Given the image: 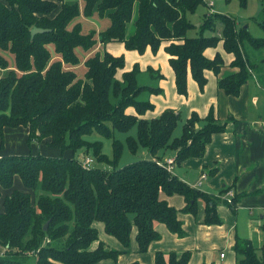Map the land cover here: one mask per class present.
Returning a JSON list of instances; mask_svg holds the SVG:
<instances>
[{
	"label": "trees",
	"instance_id": "trees-1",
	"mask_svg": "<svg viewBox=\"0 0 264 264\" xmlns=\"http://www.w3.org/2000/svg\"><path fill=\"white\" fill-rule=\"evenodd\" d=\"M83 1L85 15L95 7L100 16L105 14L109 19V24L97 32L103 44L121 41L127 49L142 52L149 47L155 52L166 41L164 48L180 94L187 93L188 71L200 88L206 82V69L219 71L222 57L216 54L210 59L203 53L206 47L216 46L219 39L225 51L234 56L231 64L238 68L218 80L219 88L231 95H237L250 76L243 42L255 49L264 47V37H253L247 27H236L232 16L219 12L203 14L197 27L201 33L203 29H214L219 21L220 36H187L193 24L186 13L194 12L203 0ZM240 3L244 5L245 0ZM78 13L74 0H0V72L9 66L5 51L13 55L14 67L21 72L17 75L8 70L0 74V148L4 127L22 125L28 129V143L45 140L60 151L58 156L30 152L0 156V264H97L101 259L116 260L122 250L106 248L102 242L95 249L89 248L98 239L94 221L102 222L104 231L124 247L129 245L135 226L139 252H145L150 242L160 238L153 226L155 221L182 236L177 210L159 197L161 191L182 195L185 205L181 210L191 214L203 200V222H221L216 204L227 202V188L211 195L189 186L167 170L159 152L174 149L177 164L201 156L211 135L223 130L224 125L217 123L212 109L204 117L192 111L181 133L171 137L179 113L168 108L157 117H144L153 105L137 99L146 88L137 83V64L123 71L120 78L116 76L124 66L123 55L104 51L87 56L83 61L84 79H76L75 72L63 64H78L81 57L76 49L90 48L95 32H82L79 22L71 25ZM259 17L258 24L264 30V6ZM128 24L132 30L127 34ZM33 26L47 30L31 37ZM48 45H52L58 59L50 60ZM111 93L118 99L116 103L111 102ZM131 106L134 113H127L126 108ZM133 125L136 135L127 138V146L133 152L138 145L146 148L150 154L147 158L116 168L121 143L115 139L109 169H85L74 154L63 155L65 150L75 153L92 146L96 159L110 161L100 152L101 141H90L86 136L95 131L112 137L113 130H127ZM15 175L24 189L2 195L1 189L11 188ZM235 200L233 196L229 204ZM45 222L47 228L43 229ZM232 249L238 264H264V225L260 247L250 239L235 237ZM189 257L190 251H156L154 264H187ZM130 264L141 263L134 260Z\"/></svg>",
	"mask_w": 264,
	"mask_h": 264
},
{
	"label": "crops",
	"instance_id": "crops-1",
	"mask_svg": "<svg viewBox=\"0 0 264 264\" xmlns=\"http://www.w3.org/2000/svg\"><path fill=\"white\" fill-rule=\"evenodd\" d=\"M238 1L240 3V0ZM249 5L254 8L253 12L248 9ZM241 6L243 11L240 14L243 16L239 17L253 18L258 24L259 11L264 6V0H245V4ZM209 12L221 13L225 10L217 7L208 10L207 13ZM223 14L232 16L230 13ZM233 18L236 27H247L237 24L236 18ZM261 37L264 35L257 38ZM166 43V41L161 42L155 52L149 47L142 52L127 49L121 41L107 42L102 46L103 50L115 56H124V66L118 69L121 70L118 75L116 73L118 78L123 71L130 70L134 64L139 67L138 74L141 75V84L138 83V79L137 83L146 86L139 94L148 92L146 100L140 101H148L153 105L151 110L145 112V118L157 117L163 110L170 108L178 112L180 118L183 115L181 119L184 122L192 111L204 117L212 109L217 123L223 124L224 129L211 135L201 156L188 157L179 164L174 163L172 173L189 186L211 195H216L222 189L227 188L224 196L227 191H232L230 197L235 196L236 200L233 205L228 202H217L216 212L222 218V222L205 224L203 222L205 206L203 200H199L196 213L191 214L181 210L185 205L182 195L166 194L161 191L159 197L177 210V217L181 220L184 235L178 236L171 232L163 222L155 221L153 226L160 233V238L150 242L145 252H139L135 240L136 228L133 226L130 238L135 241V245L125 264H130L134 260L141 264H154V254H151V260L145 255L154 248H161L164 251L175 250L177 253L191 249L187 264L209 262L238 264V258L232 249L235 237L250 239L257 247H260L262 242V226L264 225V47L255 49L248 43L245 45V54L252 62L249 70L250 76L241 84L238 94L231 95L219 88L218 80L235 73L238 68L231 64L234 56L225 51L223 40L219 39L216 46L206 47L203 52L210 59L216 54L222 57L223 64L219 71L215 73L212 69H206L204 71L206 82L202 88L188 71L187 93L184 95L176 91L174 72L169 64V55L164 48ZM126 112L134 113V108L127 107ZM27 132V127L22 125L4 127L0 156L26 154L15 152L14 146L20 139H23L28 147L34 146L33 154L40 153L38 141L27 142ZM42 142L46 144L45 140ZM30 148L27 153H32ZM159 153H161V160H164L167 157H174L176 152L166 150ZM13 189H24L17 175L14 176L11 188L2 189L5 191L3 195L9 194ZM92 225L98 233L102 231L107 234L102 222L98 224L94 221ZM120 245L123 250L117 259H107L114 263L121 259L122 254L126 252V247L121 243ZM221 252H224L223 256H220ZM102 260L105 259H101L97 264ZM103 264L109 263L103 262Z\"/></svg>",
	"mask_w": 264,
	"mask_h": 264
},
{
	"label": "rangeland",
	"instance_id": "rangeland-1",
	"mask_svg": "<svg viewBox=\"0 0 264 264\" xmlns=\"http://www.w3.org/2000/svg\"><path fill=\"white\" fill-rule=\"evenodd\" d=\"M67 1L73 2V0H67ZM74 1H76L78 4L79 13L71 21V25L74 22H79L80 29L82 32H90V31L94 30L95 31L94 32V43L86 51H82L81 48L76 49L77 53L81 57L80 62L78 64H76V65L63 64V67H66L67 69L75 72L76 79L83 80L84 79V73H85V68H84V64H83L84 59L93 53L102 54L105 51V50H103V46H102L103 43L100 42L98 39L97 32L99 30H102L109 23V19H108V17H106L105 14L103 16H100V14H98L95 7L93 8V11L90 15H85L82 11L84 1L83 0H74ZM217 7L223 8L225 10V12H221V13H230L233 17H235L237 20V24L246 25L250 31V34H252L253 36L258 37V36L264 35L263 29L258 24H256V22L253 18H249V17L244 18V19L241 18L243 15L240 13H242L243 8L240 5L238 0H203L202 3L197 5L194 12H187L186 13V18L193 24V26L187 30V33H186L187 36H198L200 34H202L203 36H209V35L220 36L222 24L219 21L215 22L214 29H203V30H201V33L198 31L199 28L197 26H195L198 22H201V19H202L204 13H207L208 10L213 9V8H217ZM248 9L250 10V12H253V10H254V8L250 5H249ZM55 10L57 11L58 8H56ZM56 11L52 12L50 15H53ZM209 13H212V12H209ZM239 16H241V17H239ZM245 22H247V23H245ZM131 30H132V25L128 24V26L126 28V33L128 34ZM109 42H116V41H109ZM117 42H119V41H117ZM246 44L247 43L244 41L242 49L244 52L243 57L246 58L248 61V65H247V63L245 64L246 70L249 72L250 67L252 66V62L250 61V59L245 54L244 49L246 47L245 46ZM48 47L50 48V51H51L50 60L58 59L59 55H57L54 52L52 45H48ZM4 55L6 56V58L9 61V66L6 67L5 69L1 70L0 74L5 75L6 73H8V70H14V72L17 73V75H19L21 72L17 71L14 67L13 55L8 51H5ZM120 71L121 70H118L116 72L117 75H118V73H120ZM140 78H141V75L138 74V76H137L138 83L141 84ZM146 93H148V92H142V93L138 94L137 99L138 100H146V98H147ZM110 100L112 103H116L118 99L115 98V96L112 95V93H111L110 94ZM182 117H183V115H181V118ZM181 118L178 119L177 125L175 126L171 137L178 136L180 134L181 126H182V122H183V120ZM135 135H136V127H135V125H133L132 127H130L127 130H113L112 137L103 136V135H101L95 131L91 132L89 135L86 136V138L89 139L90 141H93V140L101 141V151L100 152L104 153L107 156L108 160H110V161L96 159V157L93 155V152H92V146L86 147V148L82 147L80 150H78L75 153H72L70 150H65L63 155L70 156V155L74 154V156L78 157L80 155V153L89 154V155L93 156L92 166H96V167L103 168V169H109L113 165V163L111 162L112 157H113L112 139H115L121 143V152H120V154L116 160V163H115V167L120 168V167H123L129 163L134 162V161H138L139 159L147 158L150 155L149 152L147 151V149L140 146V145L137 146V148L134 152L128 148L127 143H126L127 138L128 137H135ZM42 141H44V140L39 141L40 150L38 149L41 154L48 155V156H58L60 154L59 149L50 147L47 144H44ZM15 145L17 147L14 146V149H15V152H17V153H27L30 147H31L30 149L32 150V153H34V150H35L33 148L34 146L29 145L30 147H28L27 143L25 141H23V139H20ZM168 151L172 152V151H174V149H168L167 152ZM35 152H37V150ZM1 193L3 195L5 193V191H2V189H1ZM220 219L222 222L221 217H220ZM96 223L100 224L99 221H96ZM99 242H102L107 247L118 249V250H123L122 249L123 247H121L120 243L118 242V240L115 237L107 235L102 231L98 233V239L91 243L90 249H95L98 246ZM134 245H135V241L132 240L130 238V235H129V245H128V247H126V249H125L126 252L124 254H122L121 259H119L117 263H114L113 261H111L109 259H105V260H102L99 264H103V262L109 263V264H125L126 259L129 256H131V254H132V247ZM1 251H2V249L0 247V252ZM156 251L168 252L171 250L164 251V250H161V248H156V249L154 248L152 250H149V252L145 255L148 257V259L151 260V254H154ZM173 251H175V250H173ZM185 251H190V253H191V249H186Z\"/></svg>",
	"mask_w": 264,
	"mask_h": 264
},
{
	"label": "built area",
	"instance_id": "built-area-1",
	"mask_svg": "<svg viewBox=\"0 0 264 264\" xmlns=\"http://www.w3.org/2000/svg\"><path fill=\"white\" fill-rule=\"evenodd\" d=\"M77 161L82 168L90 169V168L94 167V166H92V162H93V156L92 155L80 153V155L77 157ZM163 162H164V165L166 166L167 170L172 171V168H173L174 163H175L174 157L165 158L163 160ZM202 177L204 178V175ZM231 195H232V191L226 192L225 199L228 203L231 202V197H230ZM263 212H264V210H263ZM223 255H224V252H221L220 256H223Z\"/></svg>",
	"mask_w": 264,
	"mask_h": 264
},
{
	"label": "water",
	"instance_id": "water-1",
	"mask_svg": "<svg viewBox=\"0 0 264 264\" xmlns=\"http://www.w3.org/2000/svg\"><path fill=\"white\" fill-rule=\"evenodd\" d=\"M45 30H47V29L37 27V26H33L30 30V35H31V37H33L36 33L43 32ZM195 126H197V124H195ZM46 228H47V222H45L43 225V229H46Z\"/></svg>",
	"mask_w": 264,
	"mask_h": 264
}]
</instances>
